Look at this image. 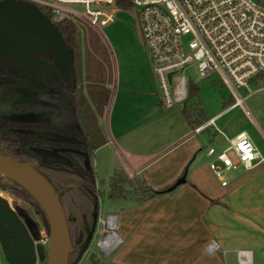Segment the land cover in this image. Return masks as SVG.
<instances>
[{
    "label": "crops",
    "instance_id": "crops-1",
    "mask_svg": "<svg viewBox=\"0 0 264 264\" xmlns=\"http://www.w3.org/2000/svg\"><path fill=\"white\" fill-rule=\"evenodd\" d=\"M111 83L112 76L104 85L107 96ZM123 88L145 92V100L149 98L147 92H151L142 83ZM87 101L92 109L89 97ZM106 101L95 113L105 142L92 153L108 147L106 154L98 155V166L105 174L109 172L108 179L121 170L135 180L154 153L152 150L163 145L172 150L185 144V159L193 157L192 143L187 142L196 134L190 132L183 140V134L160 131L165 123L147 115L151 112L147 103L130 117L134 121L131 124L125 123L127 116L112 120L113 109ZM257 154L262 161L230 181L223 177L225 185L205 177L203 166H195L194 159L187 177L178 178L177 167L163 181L147 179L149 188L144 190L150 191L148 195L139 196L133 190L135 202L124 214L127 231L122 235L127 243L128 263L237 264L235 250L243 249L250 251V264H264V156ZM163 167L168 169L167 164H162L157 170ZM93 171L95 174V168ZM107 193L110 198L117 197L110 196V190ZM115 234L122 242V237ZM210 240L218 249L207 253L205 246Z\"/></svg>",
    "mask_w": 264,
    "mask_h": 264
},
{
    "label": "built area",
    "instance_id": "built-area-1",
    "mask_svg": "<svg viewBox=\"0 0 264 264\" xmlns=\"http://www.w3.org/2000/svg\"><path fill=\"white\" fill-rule=\"evenodd\" d=\"M23 1L44 8L55 26L63 23L74 26L83 40L87 29H98L111 22L116 6L127 3L134 16L136 13L140 39L161 100L167 107L186 100L188 71L200 79L215 76L220 86L228 90L232 103L224 110L243 106L245 97L240 95L239 88L247 90L251 81L264 78V0ZM219 115L193 127L191 134L212 127L213 133L226 141L222 148L208 145L204 149L208 169L220 185H225L223 172L238 166L246 171L262 160L245 131L227 138L216 127L214 121ZM110 218L115 216L96 217L93 234L98 235L96 246L102 252L117 244L112 238L105 241L115 233V228L108 226ZM39 229L33 242L47 250L48 233L44 227ZM217 249L213 240L205 246L207 253ZM235 258L237 264H250V251L237 249Z\"/></svg>",
    "mask_w": 264,
    "mask_h": 264
},
{
    "label": "rangeland",
    "instance_id": "rangeland-1",
    "mask_svg": "<svg viewBox=\"0 0 264 264\" xmlns=\"http://www.w3.org/2000/svg\"><path fill=\"white\" fill-rule=\"evenodd\" d=\"M40 9L44 14H47L44 8ZM78 9H81V7H78ZM89 29L95 32L100 38L109 57L112 83L108 91V96L106 94V103L109 109H113L112 120L115 117L127 116L128 120L125 119L124 121L126 124H131L134 122L131 119L132 116L136 112L144 109V104L147 103L151 110L147 115L153 118H161L165 123L164 128L161 124L160 131H172L183 134L184 140L194 125L187 123L181 112L182 107L185 111H190L194 114H203L202 123L215 114L220 113L214 123L227 138L232 137L239 131H245L256 151L261 156H264V78H256L251 81L247 90L245 88H239L240 95L245 97L243 106H235L231 109L224 110L232 102L228 90L220 86L215 76L200 79L193 72L188 71L185 82L187 90L186 100L183 104L167 107L161 100L156 81L149 65L147 51L140 39L133 10L126 6H116L111 22L100 26L98 29ZM80 40L82 42L84 41L83 39ZM141 83L144 87L151 88V92H147L149 96L147 100L144 99L145 92L139 93L123 88L124 86L134 87V85ZM100 94L102 93H97V90L94 93L97 98L96 103L98 104L100 102L98 101ZM102 128L104 129V126ZM209 133L210 135H208ZM212 135L213 128L209 127L207 130L193 136L187 142L192 143L194 150L193 157L189 159H185L187 149V145L185 144L182 146L178 145L179 147L176 146L172 150H167L171 146L165 148L166 146L164 145L152 150L154 153L147 159L144 170L137 174L136 179L133 180L131 185L121 183V194L116 198H110L107 193L109 190L112 191L107 185L109 172L105 174L104 170L98 166L99 153L105 152L106 154L108 147L99 150V152L98 149L95 150L94 154L92 153L90 156L89 164L92 169L95 168L96 170L95 180L98 192V216L101 219H104L109 214L115 216L114 223L116 227L114 231L122 237V242L119 241L110 251L102 252L96 246L98 235L93 234L85 252L76 264H129L127 243L125 236L122 235L127 231V220L124 214L134 205V192L139 196L148 195L150 191L145 192L144 190L149 188L147 179L163 181L177 167L178 169L180 167L178 178L187 177V173L194 159L195 166H203L202 169L205 177L211 181H215V177L207 167L208 159L204 157V149L208 145L222 148L226 145V141L219 135L214 137ZM162 164H167L168 169L165 170L163 167L157 170ZM242 172L244 171L238 166L235 169H229L223 172V176L225 180L230 181L242 174ZM114 191L116 192L117 190L114 189ZM0 196L7 200L11 208L23 209L29 218L34 219L35 221L33 223H35L36 229L40 228L39 230H41V227H44L40 218L41 211L38 210L34 201L30 197L25 196L21 192V188L3 176H0ZM35 213L37 215L34 216ZM44 251L46 250L44 249ZM43 258L42 260H38V264H45L46 254ZM0 264H6L1 254Z\"/></svg>",
    "mask_w": 264,
    "mask_h": 264
},
{
    "label": "trees",
    "instance_id": "trees-1",
    "mask_svg": "<svg viewBox=\"0 0 264 264\" xmlns=\"http://www.w3.org/2000/svg\"><path fill=\"white\" fill-rule=\"evenodd\" d=\"M122 6L129 7L127 3ZM56 28L61 34L65 48L73 51V74L67 81L59 77L56 79L43 77L38 81L47 87L51 85V82L61 84L55 86L58 90L55 95H49L47 92L42 95L45 100H53L59 107L61 115L57 113L51 124L30 123L3 119L0 111V155L27 162L53 187L66 221L71 248L68 262H71L90 227L91 213L98 210L95 174L90 165L85 166L84 160L87 158L89 161L93 150L105 142L96 122L95 113L100 112V106L106 101L104 85L111 81V67L105 46L95 32L87 29L85 40L82 42L80 33L74 26L63 23L57 24ZM37 54L50 60L47 54ZM13 77L17 76L7 70L6 66L0 65V95L4 86L7 85L6 79ZM72 78L75 82L71 84ZM81 81L84 82L83 90L93 105L92 109L84 108L79 104L75 84ZM96 90L97 93H102L98 96L99 104L96 103L97 98L94 95ZM31 103L22 102L21 104L27 106ZM181 112L187 123L194 125L193 127L202 123L203 114L185 111L183 107ZM48 130L52 131L54 136L67 140L49 139L47 135L40 133ZM34 149L43 150L45 157ZM132 182L133 180L124 175L121 170L115 171L107 180L108 187L112 190L110 196H120L121 183L131 185ZM114 189L117 191L115 192ZM21 192L30 197L23 189ZM34 203L41 211L35 201ZM21 211L24 212V210ZM40 213L45 227L42 211Z\"/></svg>",
    "mask_w": 264,
    "mask_h": 264
},
{
    "label": "water",
    "instance_id": "water-1",
    "mask_svg": "<svg viewBox=\"0 0 264 264\" xmlns=\"http://www.w3.org/2000/svg\"><path fill=\"white\" fill-rule=\"evenodd\" d=\"M136 16V13H135ZM33 53L47 54L58 76L66 80L73 74V51L65 48L56 26L33 4L23 0H0V65L16 61L14 74L19 79L41 78L50 75L44 60ZM40 91V90H39ZM24 116L23 119H26ZM20 117L12 120L20 121ZM55 139L67 140L66 138ZM76 141V140H73ZM45 157L44 151L34 149ZM86 167L89 161L84 160ZM0 176L23 189L40 207L49 241L47 250L35 244V235L29 234L16 218L7 200L0 196L1 222L7 232L0 231V254L6 264H36L46 254L45 264H76L92 237L97 211L91 213V224L79 245L75 257L68 262L71 251L65 217L50 183L27 162L0 155ZM10 239V241H8Z\"/></svg>",
    "mask_w": 264,
    "mask_h": 264
},
{
    "label": "flooded vegetation",
    "instance_id": "flooded-vegetation-1",
    "mask_svg": "<svg viewBox=\"0 0 264 264\" xmlns=\"http://www.w3.org/2000/svg\"><path fill=\"white\" fill-rule=\"evenodd\" d=\"M33 55L41 60H44L48 65L50 69L49 70L50 75L44 77H49L52 79H56V77H59L55 67L51 62V59L48 60L44 56L39 55L37 53H33ZM6 63L8 66H6L5 64H1V65L6 66L7 70H9L14 74L15 71L13 67L16 66L18 62L8 60L6 61ZM68 78L63 81H67ZM17 79H18L17 77L6 79L7 85H5L1 91L0 111L3 119L12 120V118L14 117H20L22 118L20 119V121L22 122H30V123L46 122L47 124H51L54 121V118L56 117L57 113L61 115V111L59 110V107L53 102V100H45L42 98L44 92L49 93V95L51 94L55 95L58 92L55 86L56 85L60 86L61 84L57 82H51V85L47 87L38 81L39 78L19 79V81H22V83L17 82L16 81ZM74 82L75 79L72 78L71 84ZM71 84H69L70 87ZM75 87H76L77 98L79 96V104L82 105L84 108L90 107L87 101L88 97H86L87 95L83 90V83L77 82L75 84ZM22 102H32V103L31 105H27L30 107H27L26 105L21 104ZM24 116H27L26 119H23ZM40 133L47 135L49 139H55L54 136L55 134L52 133V131L48 130V131H42ZM11 210L13 211L16 218L25 226L27 232L32 236L36 235L37 229L35 223H33L35 220L29 218L25 212H22L21 210L23 209L19 210L18 208L17 209L11 208ZM35 215H37V213H35L34 216ZM7 230L8 228L5 222H1L0 231L7 232ZM8 241H10V239H8ZM36 264H38V261Z\"/></svg>",
    "mask_w": 264,
    "mask_h": 264
},
{
    "label": "bare ground",
    "instance_id": "bare-ground-1",
    "mask_svg": "<svg viewBox=\"0 0 264 264\" xmlns=\"http://www.w3.org/2000/svg\"><path fill=\"white\" fill-rule=\"evenodd\" d=\"M112 223H114V219H113V218H110V219L108 220V226L111 227ZM111 228H113V227H111ZM114 228H115V223H114ZM115 237L117 238L116 234L114 233L113 235H109L107 238H105V241H107V240H109L110 238H112V239H114V240L117 241L116 243H118V238L115 239Z\"/></svg>",
    "mask_w": 264,
    "mask_h": 264
}]
</instances>
